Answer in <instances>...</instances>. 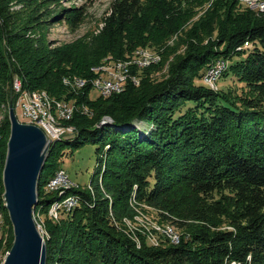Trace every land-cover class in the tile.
<instances>
[{"label":"trees","instance_id":"1","mask_svg":"<svg viewBox=\"0 0 264 264\" xmlns=\"http://www.w3.org/2000/svg\"><path fill=\"white\" fill-rule=\"evenodd\" d=\"M209 1L113 0L93 39L51 47L43 33L49 17L64 14L76 26L83 11L55 9L59 0H0V251L14 236L3 174L19 77L22 88H46L75 102L65 120L76 130L51 142L36 208L41 204L47 213L57 197L44 194V185L66 146L101 144L91 186L73 189L80 202L58 220L46 219V264H223L231 258L264 264V13L238 0H212L183 31L187 38L168 44ZM245 40L252 45L238 48ZM140 45L163 47L162 59L139 68L138 84L91 97L93 67ZM219 56L233 61L224 74L243 81L242 90L203 81ZM73 75L89 81L67 85L64 76ZM107 124L120 130L110 140L102 131ZM140 208L184 231L180 241L159 230L155 244L145 228H131L127 222L138 221Z\"/></svg>","mask_w":264,"mask_h":264},{"label":"rangeland","instance_id":"2","mask_svg":"<svg viewBox=\"0 0 264 264\" xmlns=\"http://www.w3.org/2000/svg\"><path fill=\"white\" fill-rule=\"evenodd\" d=\"M112 1L113 0H59V3H56V5H55V9H56V7L57 8L61 7L60 9L75 8L76 11H78V12L83 11L81 21H80L79 25L73 26L72 24H69L67 20H65V18L63 16L64 14L57 16L55 19L49 17V20L47 21V23L45 24L44 29H43V33L47 39V42L51 45V47L52 46L57 47L58 45H62V44H65V45L68 44L69 45L70 43L75 42L76 40L81 41L84 38L88 39V40L93 39V36L97 35L100 32V29L102 28V26L105 24L103 18L110 14V11H111L110 7H111ZM211 3H212V0L204 5L205 6L204 9H200L199 11L197 10L195 13H193L191 18L188 19L189 21L186 22V24H184L182 26L183 30H178V32H176L174 36L169 37L168 44H172L174 46L175 43H177L180 38H184V37L187 38V35L185 32H187L191 28V26H193L194 22H196L198 19H200V17L203 15L204 11L210 7ZM20 6H21L20 4L16 3L14 8L20 7ZM242 7L244 8V7H246V5H243ZM243 8H241V9H243ZM262 13H264V12H262ZM259 14H261V13H259ZM53 17H54V15H53ZM183 31H185V32H183ZM216 33L217 34L215 35L214 38H217L218 35L220 34L219 32H216ZM184 46H185L184 44H181L180 48H178V50L182 51V53L185 52ZM139 47H143V46L140 45V46H138V48ZM145 48H149L151 50V52H152V50H159V52H161V53H162V49H164L163 47H162V49H160V48L155 47L153 45H151V46L149 45ZM137 49H135V50H137ZM135 50H133V52H130L128 54H133ZM239 56H240V54H235L233 60L238 59ZM219 58L225 59L226 64L232 61L229 57L226 58V56H219ZM219 58H217L215 61H212L210 63V65H212L216 61H219ZM169 62H170V59H169ZM144 66H146V65L133 64V66L131 68V74L132 75H131V77H129L127 79L126 84H125V89L127 87V84L130 82H133L134 84L139 83V82L136 83L135 79H138L140 81L142 75L138 72V70H139V68L144 67ZM167 68H168V64H166L164 70H160V72L158 71L157 74L160 75V77H161ZM225 69H226V67L223 68V71H222L223 73L218 78V86L230 87V86L235 85L236 86L235 88H237L238 90H242V88L244 87L243 81H241L239 78H237L236 76H234L232 74L229 76L225 75L224 74ZM203 81H204V79H203ZM100 94H101L100 90L98 91L97 89H95L93 87L91 88V90H90V96L91 97L97 98V97H99ZM70 101L74 102L72 100H70ZM86 106H84V107H86ZM20 110H21L20 107L17 108L16 113H17L18 117H20V119H21L24 117H22ZM66 123H67V121H66ZM102 131L105 135V139L110 140L120 130H116L115 128H112L111 126H109L107 124L104 126ZM99 145H101L100 142H94L93 140H88L85 143L76 145L74 147L66 146L65 152L63 153V155L60 158L61 160H60V168L59 169L64 168L68 172L71 179H73L75 182L77 181L81 185V187L89 188L91 186L90 183H91L92 174H93V172L96 169V166L98 164L96 148ZM44 186H45L44 194H50L51 192L55 193L54 188L52 189V187L50 185L48 186V180ZM38 202H37V204H38ZM42 207L43 206L41 204L37 208L35 207L34 217H35L36 224H38L39 229L41 230V232L43 233L44 238H45V236H48V230H47L48 227L46 225V219L47 218L57 219V218L54 215L55 213L50 212V206L48 208L47 213L43 212ZM136 216L138 218V221L127 222V224H130L131 225L130 227L133 229L135 228L134 226L136 225V226L140 227V229L143 231L147 230L152 243L159 244V242H160V238H159L160 236L158 233L159 230L164 232L165 235L169 236L170 239L175 241V242L180 241V238L182 237L181 235H183L184 231H182L181 229L175 228L173 226L172 227L174 229L173 228H171V229H173L174 231L172 232V234H170L169 231L165 230V228L167 229L168 226L163 225V223L156 222L152 213L148 212L145 209L143 210L140 208V211L137 212ZM143 228H145V230ZM14 229L15 228H13L14 236H13L11 246H12V244L14 242V238H15ZM11 246H9V248L6 250L1 251L3 253L1 255L4 256V259H5L6 255L8 254V252L10 251Z\"/></svg>","mask_w":264,"mask_h":264},{"label":"built area","instance_id":"3","mask_svg":"<svg viewBox=\"0 0 264 264\" xmlns=\"http://www.w3.org/2000/svg\"><path fill=\"white\" fill-rule=\"evenodd\" d=\"M240 4L246 5V7L252 9V11L258 13L264 12V0H238ZM250 40H245L243 45L237 46L240 49L251 46ZM162 59V53L159 50H151L149 48L139 47L133 54H127L123 58L119 57H107L104 58L98 65L94 66L95 75L94 78H90L92 87L100 90L101 94L110 95L113 92L124 91L126 81L131 77V68L133 64L151 65L152 62H157ZM225 59L219 58L206 69V75L204 81L215 89L220 88L218 86V78L223 73V68L228 67ZM14 81V88L19 91V95L16 101L15 109L20 107V113L22 120H26L29 123H37L47 133L48 139L51 142L61 136H70L75 132V125L67 124L65 119H70L73 116L75 110V102L66 100L65 98H56L46 88L39 89L22 88V80L17 77ZM64 81L67 85H73L74 87L82 88L88 83V77H80L79 75H73L72 77L64 76ZM136 83L139 82L135 79ZM85 111L88 107H84ZM20 118V117H19ZM54 188L57 197H55L50 204V212L55 213L57 219L60 218L61 212L64 209H72L79 202V193L73 189L79 188L81 185L70 178L68 172L62 168L58 169L55 174L49 177L48 186ZM47 186V185H46ZM2 214L0 212V235L2 233ZM166 231L170 234L174 231L173 227L167 225ZM173 228V229H171ZM0 251V264L4 262V256ZM223 264H244L242 260L231 258L227 263Z\"/></svg>","mask_w":264,"mask_h":264},{"label":"water","instance_id":"4","mask_svg":"<svg viewBox=\"0 0 264 264\" xmlns=\"http://www.w3.org/2000/svg\"><path fill=\"white\" fill-rule=\"evenodd\" d=\"M15 108L12 104L9 107L11 133L3 174L4 196L15 238L2 264H46L47 244L34 211L39 200L40 172L51 140L39 124L21 120Z\"/></svg>","mask_w":264,"mask_h":264},{"label":"bare ground","instance_id":"5","mask_svg":"<svg viewBox=\"0 0 264 264\" xmlns=\"http://www.w3.org/2000/svg\"><path fill=\"white\" fill-rule=\"evenodd\" d=\"M206 83V82H205ZM207 84V83H206Z\"/></svg>","mask_w":264,"mask_h":264}]
</instances>
